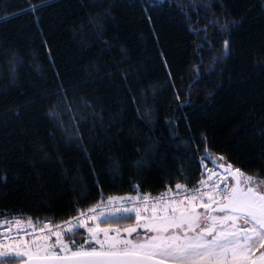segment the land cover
Segmentation results:
<instances>
[{"label":"trees","instance_id":"16d2710c","mask_svg":"<svg viewBox=\"0 0 264 264\" xmlns=\"http://www.w3.org/2000/svg\"><path fill=\"white\" fill-rule=\"evenodd\" d=\"M206 149L264 177V0H0V219L193 186Z\"/></svg>","mask_w":264,"mask_h":264},{"label":"snow or ice","instance_id":"6c2138e0","mask_svg":"<svg viewBox=\"0 0 264 264\" xmlns=\"http://www.w3.org/2000/svg\"><path fill=\"white\" fill-rule=\"evenodd\" d=\"M203 159H211L207 149ZM218 166L226 176L213 172L155 197L109 196L63 225L23 214L0 221V264H264V177ZM120 220L135 223L110 227Z\"/></svg>","mask_w":264,"mask_h":264},{"label":"built area","instance_id":"2783aa9c","mask_svg":"<svg viewBox=\"0 0 264 264\" xmlns=\"http://www.w3.org/2000/svg\"><path fill=\"white\" fill-rule=\"evenodd\" d=\"M213 172L219 174V177H214V179H218V178H222L223 176H226V175H224L223 173H221L220 171L216 170L213 166H211V165L205 163L204 166H203V169H202L201 176H200V178L195 182L194 185H198V182H199L202 178H203V179H207V176H208V175H211ZM209 183H211V182H209ZM194 185H193V186H194ZM193 186H187V187L190 189V188H192ZM171 188L175 191V186H173V187H171ZM165 190H166V189H165ZM165 190H164V191H165ZM204 190L206 191L207 189H204ZM164 191H163V192H164ZM161 193H162V192H161ZM134 195H136V194L128 195V196H134ZM158 195H159V194H158ZM152 196L155 197V196H157V195H152ZM102 200L106 202L107 198H100L97 202L102 201ZM97 202H96V203H97ZM96 203H95V204H96ZM92 206H93V205H92ZM102 207H103V210H104L105 212H108V211L110 210L108 207H104L103 205H102ZM113 207H115V205H113ZM85 210H86V209H85ZM97 211H99V209H98ZM77 215H78V213H77L76 215L70 217L69 219L65 220V221H69V220H71L73 217H76ZM122 215H123V214L120 213V214L117 215V217H118V216H122ZM11 218H12V217H11ZM11 218L0 219V221H3V220H10ZM111 218H114V217H110L109 219H111ZM49 220H50V219H45V220H42V221H43V222H49ZM51 221H52V220H51ZM65 221H62V222H55V223H56V224H61V225H63ZM28 231H31V229H28ZM0 233H2V235H0V239H3L4 236L7 235V233H4V232H3V229H0ZM12 234L15 235V231H13ZM1 250H3V249L0 248V251H1Z\"/></svg>","mask_w":264,"mask_h":264},{"label":"water","instance_id":"95a60500","mask_svg":"<svg viewBox=\"0 0 264 264\" xmlns=\"http://www.w3.org/2000/svg\"><path fill=\"white\" fill-rule=\"evenodd\" d=\"M206 162H207L208 164H210L211 166H213L216 170H218V171H220L221 173L227 175V173L224 172V169H223V168H220V167L218 166V165H219L220 163H222V162L217 163V162H215V161H213V160H211V159H207ZM225 166H226V164H225ZM228 179L231 180V177H228ZM21 264H23V262H21Z\"/></svg>","mask_w":264,"mask_h":264},{"label":"rangeland","instance_id":"374dc122","mask_svg":"<svg viewBox=\"0 0 264 264\" xmlns=\"http://www.w3.org/2000/svg\"><path fill=\"white\" fill-rule=\"evenodd\" d=\"M215 162H217V163H219L217 160H214ZM201 211H203L202 209H201ZM119 217V216H118ZM114 218H116V217H114ZM111 219H113V218H111ZM135 223V221L133 222V224ZM102 227H107V226H103V225H101ZM111 228H117L116 226H110ZM121 230H123V228H121ZM122 235H124V233H123V231H122ZM86 236H87V233H86ZM2 251V250H1ZM257 255H259V253H257Z\"/></svg>","mask_w":264,"mask_h":264},{"label":"flooded vegetation","instance_id":"af4514ba","mask_svg":"<svg viewBox=\"0 0 264 264\" xmlns=\"http://www.w3.org/2000/svg\"><path fill=\"white\" fill-rule=\"evenodd\" d=\"M231 182V180H229Z\"/></svg>","mask_w":264,"mask_h":264}]
</instances>
